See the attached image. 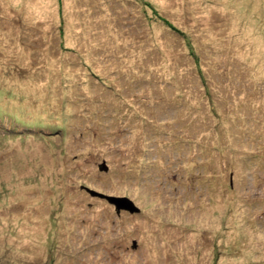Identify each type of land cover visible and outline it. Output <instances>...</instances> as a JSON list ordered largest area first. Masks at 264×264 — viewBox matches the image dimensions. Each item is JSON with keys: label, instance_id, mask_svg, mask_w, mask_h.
<instances>
[{"label": "rangeland", "instance_id": "1", "mask_svg": "<svg viewBox=\"0 0 264 264\" xmlns=\"http://www.w3.org/2000/svg\"><path fill=\"white\" fill-rule=\"evenodd\" d=\"M0 264H264V0H0Z\"/></svg>", "mask_w": 264, "mask_h": 264}, {"label": "water", "instance_id": "2", "mask_svg": "<svg viewBox=\"0 0 264 264\" xmlns=\"http://www.w3.org/2000/svg\"><path fill=\"white\" fill-rule=\"evenodd\" d=\"M112 204H114L116 211L119 212L121 209L127 210L130 213H138L140 212L139 208H137L132 201L127 198H117V197H106Z\"/></svg>", "mask_w": 264, "mask_h": 264}]
</instances>
